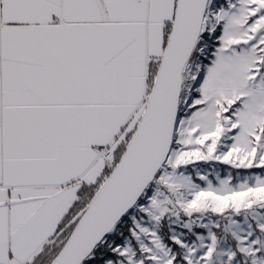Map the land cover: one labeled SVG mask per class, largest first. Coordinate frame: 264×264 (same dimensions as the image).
Returning <instances> with one entry per match:
<instances>
[{
  "label": "snow or ice",
  "instance_id": "6c2138e0",
  "mask_svg": "<svg viewBox=\"0 0 264 264\" xmlns=\"http://www.w3.org/2000/svg\"><path fill=\"white\" fill-rule=\"evenodd\" d=\"M0 264H264V0H0Z\"/></svg>",
  "mask_w": 264,
  "mask_h": 264
}]
</instances>
